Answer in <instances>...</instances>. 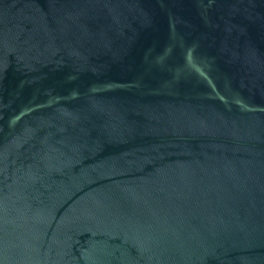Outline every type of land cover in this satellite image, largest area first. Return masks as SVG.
I'll list each match as a JSON object with an SVG mask.
<instances>
[{
  "label": "water",
  "instance_id": "1",
  "mask_svg": "<svg viewBox=\"0 0 264 264\" xmlns=\"http://www.w3.org/2000/svg\"><path fill=\"white\" fill-rule=\"evenodd\" d=\"M0 264H264V0H0Z\"/></svg>",
  "mask_w": 264,
  "mask_h": 264
}]
</instances>
